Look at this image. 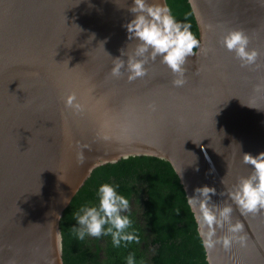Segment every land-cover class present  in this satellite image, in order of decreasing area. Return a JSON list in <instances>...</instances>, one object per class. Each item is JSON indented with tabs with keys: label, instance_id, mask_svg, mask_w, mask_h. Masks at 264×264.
<instances>
[{
	"label": "water",
	"instance_id": "obj_1",
	"mask_svg": "<svg viewBox=\"0 0 264 264\" xmlns=\"http://www.w3.org/2000/svg\"><path fill=\"white\" fill-rule=\"evenodd\" d=\"M149 2L201 41L182 87L160 56L143 77L112 76L137 43L125 27L133 0H0V264H64L62 215L97 167L129 157L168 162L186 200L208 185L212 202L232 205L246 243L203 247L207 264H264V210L242 216L228 197L253 170L243 154L264 152V0ZM231 29L247 33L255 65L223 46ZM72 92L82 112L65 107Z\"/></svg>",
	"mask_w": 264,
	"mask_h": 264
},
{
	"label": "clouds",
	"instance_id": "obj_2",
	"mask_svg": "<svg viewBox=\"0 0 264 264\" xmlns=\"http://www.w3.org/2000/svg\"><path fill=\"white\" fill-rule=\"evenodd\" d=\"M128 11L134 14L125 25L128 39L137 43L133 53L127 55V61L121 58L126 55L124 49H121V57L114 58L112 76L117 78L123 76L122 69H124L128 73L129 81L143 77L147 74L145 65L148 61H155L157 56H160L161 62L166 64L176 77L173 80L174 86L182 87L186 83L185 65L188 63V57L197 55L195 49L201 46V41L191 31V25L178 21L171 8L165 3L133 0ZM222 44L229 52L235 54L241 67L255 65L260 55L256 48H249L250 38L243 29H231L226 32ZM254 89L264 91V80L256 84ZM64 103L65 107L75 112L84 110V106L77 100L74 92L65 97ZM78 160L83 163L82 150L78 154ZM243 163L251 165L253 170L247 177L239 178L235 187L229 191L228 197L235 203L242 216L255 215L264 210V152L256 156L244 153ZM216 192L215 187L204 185L197 187L196 194L187 198L189 206L193 208L198 206L199 209L197 224L201 228L199 235L203 238V247L211 250L220 244L228 251L233 243L244 246L247 239L246 234L241 235L244 232V224L239 219L233 222L231 204L220 205L212 202L211 197L216 195ZM129 207V200L124 195L118 194L116 187L104 183L99 187L98 207L85 206L75 214L79 227L73 228V234L79 240H84L86 235L100 237L110 234L113 245L117 247L122 241L139 243L138 236L126 231L132 223L129 216L124 214L129 211ZM59 218L57 216V219ZM225 226H227L226 234L217 236V229L223 230ZM127 264H134L132 254L127 257Z\"/></svg>",
	"mask_w": 264,
	"mask_h": 264
},
{
	"label": "trees",
	"instance_id": "obj_3",
	"mask_svg": "<svg viewBox=\"0 0 264 264\" xmlns=\"http://www.w3.org/2000/svg\"><path fill=\"white\" fill-rule=\"evenodd\" d=\"M109 183L129 200L131 220L126 231L139 243L122 241L114 246L111 235L73 234L76 213L99 205V187ZM134 207H138L137 210ZM108 227L107 225L105 226ZM64 264H207L196 223L178 177L168 162L147 157H129L94 170L60 220Z\"/></svg>",
	"mask_w": 264,
	"mask_h": 264
},
{
	"label": "rangeland",
	"instance_id": "obj_4",
	"mask_svg": "<svg viewBox=\"0 0 264 264\" xmlns=\"http://www.w3.org/2000/svg\"><path fill=\"white\" fill-rule=\"evenodd\" d=\"M134 209H135V210H137V209H138V207H134Z\"/></svg>",
	"mask_w": 264,
	"mask_h": 264
}]
</instances>
